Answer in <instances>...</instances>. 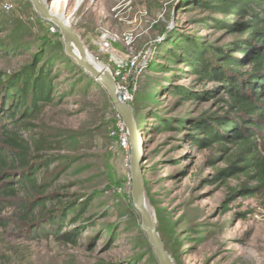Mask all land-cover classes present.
<instances>
[{"label": "rangeland", "instance_id": "374dc122", "mask_svg": "<svg viewBox=\"0 0 264 264\" xmlns=\"http://www.w3.org/2000/svg\"><path fill=\"white\" fill-rule=\"evenodd\" d=\"M195 1L54 0L52 11L65 13L88 55L131 87L128 105L146 130L141 168L147 201L174 263L264 264V195L227 205L238 181L209 184L224 165L213 168V153L196 150L181 131L162 126L218 112L221 95L190 101L176 94L186 89L201 95L214 86L200 84L171 55L181 58L188 42L206 49L228 42L200 24ZM103 34L114 40L109 50L101 48ZM40 50L63 64L56 101L37 121L38 137L54 146L57 163L50 172L70 167L58 185L93 199L87 215L93 224L78 229L76 245H70L56 238L57 230L47 237L41 228L31 233L19 212L6 209L2 216L12 223L0 228V264H159L133 207L130 141L120 143L123 122L107 92L67 58L60 31L29 0H0V73L19 71ZM140 55L144 66L135 72L129 61Z\"/></svg>", "mask_w": 264, "mask_h": 264}, {"label": "trees", "instance_id": "16d2710c", "mask_svg": "<svg viewBox=\"0 0 264 264\" xmlns=\"http://www.w3.org/2000/svg\"><path fill=\"white\" fill-rule=\"evenodd\" d=\"M194 11L202 16V26L221 33L228 42L213 49L188 42L181 58L172 54L170 60H180L200 84L214 86L201 95L186 89L176 94L190 101L221 95L218 112L166 120L162 126L181 131L196 150L213 153L209 162L213 168L224 165L214 171L209 184L238 181L227 205L238 197L260 198L264 195V0H197ZM46 54L37 51L19 71L0 73V228L12 223L2 216L12 209L22 215L31 233L41 228V237H47L57 230L56 238L76 245L78 229L93 224L87 217L93 199L70 195L66 186L58 185L70 167L50 172L57 163L51 156L54 146L38 137L37 121L56 101L63 64L57 55ZM135 118L137 123L142 120ZM138 131L142 136L145 126ZM69 224L73 228L63 231ZM158 232L168 249L161 227Z\"/></svg>", "mask_w": 264, "mask_h": 264}, {"label": "water", "instance_id": "95a60500", "mask_svg": "<svg viewBox=\"0 0 264 264\" xmlns=\"http://www.w3.org/2000/svg\"><path fill=\"white\" fill-rule=\"evenodd\" d=\"M54 0H29L33 9L39 14L41 19L54 26L60 31L63 38L65 55L74 61L77 67L87 73L96 83L100 84L107 92L109 99L113 102L115 111L123 122V129L129 138L131 146V164L130 174H132V198L133 207L139 213L142 222V228L147 234L151 247L154 248V254L159 264H175L172 257L166 250L163 241L156 228V219L147 201V192H145L143 165V137L138 131L137 120L132 112L130 105L121 100L119 86L114 74L107 68H98L94 66L89 58L87 48L80 35L70 25L69 20L64 14L53 13L52 3Z\"/></svg>", "mask_w": 264, "mask_h": 264}, {"label": "built area", "instance_id": "2783aa9c", "mask_svg": "<svg viewBox=\"0 0 264 264\" xmlns=\"http://www.w3.org/2000/svg\"><path fill=\"white\" fill-rule=\"evenodd\" d=\"M10 6L7 5V9H9ZM114 40L112 38H110L108 35L103 34L102 40H101V48L102 50H109L110 48V42H113ZM129 65L132 66V68L135 70V72H140L142 67L144 66L142 63V56H135L132 57L129 61ZM124 81V78L122 79ZM118 86H119V91L121 94V100L122 102H125L127 104H130L132 102V93L130 92L131 87L127 86V83H124L123 85L119 84L117 82ZM120 138L122 142V146H128L129 144V138H127L125 131L122 130V128H120Z\"/></svg>", "mask_w": 264, "mask_h": 264}, {"label": "bare ground", "instance_id": "6f19581e", "mask_svg": "<svg viewBox=\"0 0 264 264\" xmlns=\"http://www.w3.org/2000/svg\"><path fill=\"white\" fill-rule=\"evenodd\" d=\"M80 1H83V0H80ZM53 13H57V12H53ZM89 60H90V62L94 65V66H97L98 68H102L103 66H101L100 64H98L97 62H95L91 57L89 58ZM149 210H150V208H149ZM151 211V213H152V216H154L153 215V210H150Z\"/></svg>", "mask_w": 264, "mask_h": 264}]
</instances>
